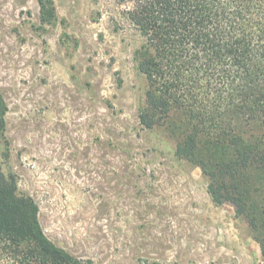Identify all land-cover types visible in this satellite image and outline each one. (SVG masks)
Wrapping results in <instances>:
<instances>
[{
	"label": "rangeland",
	"instance_id": "1",
	"mask_svg": "<svg viewBox=\"0 0 264 264\" xmlns=\"http://www.w3.org/2000/svg\"><path fill=\"white\" fill-rule=\"evenodd\" d=\"M0 0L5 174L58 247L94 264H264L233 206H218L179 132L145 129L144 38L119 0Z\"/></svg>",
	"mask_w": 264,
	"mask_h": 264
},
{
	"label": "trees",
	"instance_id": "2",
	"mask_svg": "<svg viewBox=\"0 0 264 264\" xmlns=\"http://www.w3.org/2000/svg\"><path fill=\"white\" fill-rule=\"evenodd\" d=\"M144 38L140 123L179 132L176 154L199 166L218 206L247 220L264 255V0H119ZM42 22L55 17L39 0ZM8 104L0 89V141ZM0 153V264H94L46 235L40 209L5 174Z\"/></svg>",
	"mask_w": 264,
	"mask_h": 264
}]
</instances>
